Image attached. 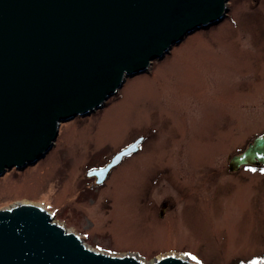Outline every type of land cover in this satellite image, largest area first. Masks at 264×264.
<instances>
[{
	"label": "rangeland",
	"instance_id": "rangeland-1",
	"mask_svg": "<svg viewBox=\"0 0 264 264\" xmlns=\"http://www.w3.org/2000/svg\"><path fill=\"white\" fill-rule=\"evenodd\" d=\"M228 7L103 109L63 123L46 158L0 177V210L32 202L95 250L145 264H264V168L229 170L264 133V0ZM139 137L104 183L86 176Z\"/></svg>",
	"mask_w": 264,
	"mask_h": 264
},
{
	"label": "water",
	"instance_id": "water-1",
	"mask_svg": "<svg viewBox=\"0 0 264 264\" xmlns=\"http://www.w3.org/2000/svg\"><path fill=\"white\" fill-rule=\"evenodd\" d=\"M231 0H0V177L46 158L60 126L103 109L128 78L223 22ZM144 137L87 171L103 183ZM264 166V133L229 170ZM169 202H163V217ZM37 205L0 210V264H145L88 246ZM150 264H195L166 255Z\"/></svg>",
	"mask_w": 264,
	"mask_h": 264
},
{
	"label": "bare ground",
	"instance_id": "bare-ground-1",
	"mask_svg": "<svg viewBox=\"0 0 264 264\" xmlns=\"http://www.w3.org/2000/svg\"><path fill=\"white\" fill-rule=\"evenodd\" d=\"M110 174V173H109ZM108 176H110V175H108ZM107 178H109V177H107ZM107 180V179H106ZM105 180V181H106ZM20 204H27V205H34L32 202H28V201H26V202H24V203H20ZM92 248V247H91ZM94 249V248H93ZM167 255H175V256H177V257H181V258H184L185 257V255H178V254H176V253H170V254H167ZM162 257H164V256H160V257H158V259H160V258H162Z\"/></svg>",
	"mask_w": 264,
	"mask_h": 264
},
{
	"label": "flooded vegetation",
	"instance_id": "flooded-vegetation-1",
	"mask_svg": "<svg viewBox=\"0 0 264 264\" xmlns=\"http://www.w3.org/2000/svg\"><path fill=\"white\" fill-rule=\"evenodd\" d=\"M124 159H126V157H125ZM124 159H123V160H124ZM99 167H103V166H99ZM114 168H115V167H114ZM111 171H112V170H111ZM111 171H110V172H111ZM90 179L93 180L94 182H95V180H96V178H94V177H92V178H90ZM96 185H97V184H96Z\"/></svg>",
	"mask_w": 264,
	"mask_h": 264
},
{
	"label": "snow or ice",
	"instance_id": "snow-or-ice-1",
	"mask_svg": "<svg viewBox=\"0 0 264 264\" xmlns=\"http://www.w3.org/2000/svg\"><path fill=\"white\" fill-rule=\"evenodd\" d=\"M193 260H195L196 258L195 257H192Z\"/></svg>",
	"mask_w": 264,
	"mask_h": 264
},
{
	"label": "trees",
	"instance_id": "trees-1",
	"mask_svg": "<svg viewBox=\"0 0 264 264\" xmlns=\"http://www.w3.org/2000/svg\"><path fill=\"white\" fill-rule=\"evenodd\" d=\"M249 264H251V263H249Z\"/></svg>",
	"mask_w": 264,
	"mask_h": 264
}]
</instances>
